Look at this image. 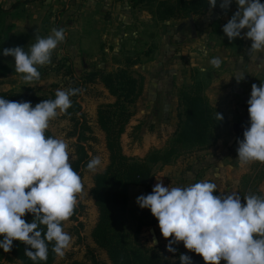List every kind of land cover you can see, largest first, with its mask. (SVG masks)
<instances>
[{"label": "clouds", "instance_id": "obj_1", "mask_svg": "<svg viewBox=\"0 0 264 264\" xmlns=\"http://www.w3.org/2000/svg\"><path fill=\"white\" fill-rule=\"evenodd\" d=\"M210 3L215 8L218 0ZM235 3L238 9L224 25V34L229 41L250 40L249 56L264 52V4L260 0ZM231 4L232 0H220L222 9ZM64 39L63 29H53L47 37H37L28 51L17 46L3 49L2 55L14 58L15 71L25 82H32L40 79L38 66L51 62L53 51ZM221 62L220 58L210 61L214 67ZM76 91L57 90L55 99L35 106L0 97V249L9 253L13 242L20 241L30 246L24 255L34 264L47 261L49 243L55 255L63 258L72 241L62 225L73 215L83 185L72 168L65 141L45 132L58 109L71 107L70 96ZM247 105L250 126L238 140L237 158L242 165L264 163V83L252 85ZM217 118L223 116L217 112ZM101 164L99 156L93 157L87 169L95 171ZM156 178L151 193L140 195L136 203L158 221L169 253H175L173 245L182 242L205 264H221L222 260L264 264V196L247 195L242 203L238 194L214 195L217 185L210 181L172 187ZM26 214L33 216L31 222L24 219ZM179 261L193 264L185 254Z\"/></svg>", "mask_w": 264, "mask_h": 264}, {"label": "rangeland", "instance_id": "obj_2", "mask_svg": "<svg viewBox=\"0 0 264 264\" xmlns=\"http://www.w3.org/2000/svg\"><path fill=\"white\" fill-rule=\"evenodd\" d=\"M21 1L24 0H0V9L8 11L0 12V94L15 91L55 95L57 90H77L75 95L70 96V100L76 99L82 105V112L65 117L63 112L59 111L49 122L47 130L57 139L65 141L70 163L77 158L78 136L82 133L90 138L89 141L83 142L90 160L99 156L102 161L97 170L89 171L86 168L80 176L83 188L77 194V204L74 208V211L78 212L75 220H72L71 216L64 222V231L72 237L71 245L66 250L65 256L58 257L55 264H68L72 261L92 264V256L101 263L111 264L106 252L99 249L92 239L99 212L91 196V189L94 185V175L105 171L110 162L106 135L97 122L98 110L101 105L113 104L116 99L109 94L102 83L87 84L85 77L95 71L115 72L123 68L128 60L137 62L132 70L136 76H142L145 64L152 61L145 53L154 49L156 44L154 39L150 38L151 33L147 26L139 27L134 22L130 26H123L117 20L114 25L116 18L112 16L114 12L109 4L111 2L127 4V1L132 3V0H39L14 9L13 7ZM137 7L139 9H134L133 13L136 19L140 20L143 7ZM153 25H155L154 21ZM53 29L64 30V41L53 51L49 64L38 66L40 79L25 82L22 74L15 71L14 58L2 55V50L19 46L28 51L37 37H47ZM111 37L116 38L115 42L110 39ZM150 76L153 80V75ZM150 94L151 92H147L139 99L135 106L136 114L122 137L124 152L130 157L143 159L152 149H163L177 128L179 109L176 104L171 101L166 105L162 95L159 99L152 100ZM77 122L79 125H76ZM82 124L87 125L90 130L81 128ZM223 124L226 130L223 129L219 133L223 141L222 145L226 148L231 142L232 135H224L222 132L225 130V132L229 131L228 134H234L235 129L234 124L231 126H227L225 122ZM194 156L191 154L181 157L183 165L177 166L173 171L157 168L152 189L158 182L156 177H160L159 180L163 181L164 186L178 187L189 184L186 174L190 171L188 169L190 163L195 161ZM237 157L230 156L223 161L228 166L226 170L229 171V167L239 168ZM256 163L258 165L256 170L250 166L248 173H244L239 178L238 185L234 187V184H226L229 189H233V193L224 191L223 195L238 194L241 196V202L244 203L243 197L255 195V189L260 191L264 187V165L258 161ZM204 176L205 173L202 171V175L199 176L200 181H205ZM140 188L134 186V189ZM150 193L144 190V195ZM136 199L137 195L134 201L137 205ZM152 229L154 233H150V228H146L142 234V240L148 247H160V252L172 262L178 261L181 254L190 253L182 242L173 245L176 248L175 253H169L166 250L168 240L163 238L158 225L153 226ZM0 239L3 237L0 236ZM154 239L158 240V244L154 243ZM0 264H12L10 254L2 249H0ZM221 264L226 262L222 260Z\"/></svg>", "mask_w": 264, "mask_h": 264}, {"label": "trees", "instance_id": "obj_3", "mask_svg": "<svg viewBox=\"0 0 264 264\" xmlns=\"http://www.w3.org/2000/svg\"><path fill=\"white\" fill-rule=\"evenodd\" d=\"M39 0H24L13 8L18 9L23 4ZM264 4V0H260ZM135 7L141 6L147 11L154 24L165 23L170 20H186L191 17L206 15L211 8L210 0H132ZM0 12H8L0 9ZM151 60V59H150ZM136 61L128 60L123 68L115 72L95 71L85 77L87 84L100 82L109 94L116 99L113 104L101 105L98 110V125L106 135V147L109 152V165L106 170L93 177L94 185L91 196L99 212L97 224L92 232V239L96 246L105 251L111 264H180L172 262L160 247H148L142 240L144 229L156 226L158 221L150 210L131 208L129 205V189L132 186L152 190V184L157 168H164L174 164L181 157L212 149L220 140V131L224 128L223 120L217 118V110L210 104L203 91L201 82L183 87L178 92L179 113L178 124L172 138L163 149H152L143 159L126 155L122 146V137L135 116V106L145 91L146 79L136 76L133 67ZM0 97L12 101H30L33 106L42 100L55 99V95H38L23 92H6ZM82 105L76 99L71 100V107L63 112L65 117L75 116L82 112ZM60 110H57V113ZM79 125V122L76 123ZM81 128L90 130L87 125ZM242 134V133H239ZM46 136L54 137L48 130ZM243 135V134H242ZM77 158L71 162L72 168L81 176L90 161L89 153L83 142L90 138L78 136ZM255 195L264 196L258 189ZM214 195H221L219 191ZM77 210L73 212L75 220ZM24 219L31 222L33 216L26 214ZM65 230V223L63 222ZM20 241H14L9 252L12 264H34L24 255L29 248ZM47 261L37 264H55L57 256L49 243ZM93 255V253H92ZM193 264H205L203 258L194 252L187 253ZM92 264L101 263L92 256ZM68 264H89L87 262L72 261Z\"/></svg>", "mask_w": 264, "mask_h": 264}, {"label": "crops", "instance_id": "obj_4", "mask_svg": "<svg viewBox=\"0 0 264 264\" xmlns=\"http://www.w3.org/2000/svg\"><path fill=\"white\" fill-rule=\"evenodd\" d=\"M109 6L114 12L112 16L116 18L114 25H116L117 20L123 26H130L132 22L138 24L139 27L147 26L151 33L150 38L154 39V44H156L154 49L145 53V55L150 56L152 61L145 64L144 72L141 73L146 79L144 94L151 92L150 98L152 100H157L162 95L166 105L172 101L178 107L177 92L183 87L201 82L205 96L223 116L222 120L228 124L227 126L240 123L249 124L247 101L250 99L252 85L259 86L264 83V52L249 56L252 43L250 40L238 38L229 41L224 34V25L228 23L238 9L235 0H232L228 9H222L220 0H218L216 7L206 15L193 17L194 29L190 19L170 20L158 26L153 25L152 16L143 9L141 19H136L133 11L139 8H135L133 3L128 1L127 4L111 2ZM158 31L160 32L158 33ZM110 39L114 42L116 40L113 37ZM152 50L155 53H151ZM213 58L221 59L222 62L219 67L211 65L210 61ZM150 75H153V80ZM237 78L243 79L238 81ZM225 130L222 132L224 135H232L230 144L224 148L223 141L220 139L212 149L195 153V161L190 163L188 167L190 171L186 174V179H189L188 182L194 183L200 181L199 176L204 171L205 181L215 183L217 191L221 195L224 194V191L233 193V189H229L226 184H234L235 187L236 184L238 185L239 178L244 173H248L247 170L250 166L254 170L258 166L256 162L242 165L240 161H237L239 168L229 167L231 171L235 172L226 170L228 166L223 161L227 157L238 156V140H242L243 135L235 131L234 134H228L229 131L225 132ZM197 156L201 157L197 158ZM182 162L179 159L176 163L162 169L163 171H173L177 166H182ZM238 169L240 170L237 171ZM184 170L183 168L182 171ZM144 190L146 189L142 187L140 189H134V186L130 187L129 205L131 208L138 206L134 202L135 197L136 195L137 197L144 195ZM260 191L264 194V187Z\"/></svg>", "mask_w": 264, "mask_h": 264}, {"label": "water", "instance_id": "obj_5", "mask_svg": "<svg viewBox=\"0 0 264 264\" xmlns=\"http://www.w3.org/2000/svg\"><path fill=\"white\" fill-rule=\"evenodd\" d=\"M190 23H191V25H192V27H193V29H194V25H193V23H194V18H193V17L190 18ZM249 126H250L249 124L240 123V124H235V125H234V129H235V131H236L237 133H242V134H243L244 130H245L247 127H249ZM150 233H154V229L150 228ZM154 242H155L156 244H158V240H157V239H154Z\"/></svg>", "mask_w": 264, "mask_h": 264}]
</instances>
